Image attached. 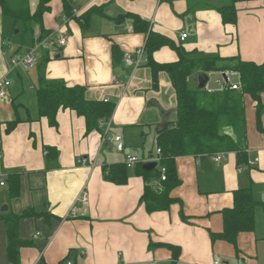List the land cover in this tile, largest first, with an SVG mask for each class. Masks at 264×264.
Listing matches in <instances>:
<instances>
[{
	"label": "crops",
	"instance_id": "0c3cea01",
	"mask_svg": "<svg viewBox=\"0 0 264 264\" xmlns=\"http://www.w3.org/2000/svg\"><path fill=\"white\" fill-rule=\"evenodd\" d=\"M27 1L33 15L41 0ZM67 1L72 17L64 0H45L49 10L40 23L15 21L0 9V89L5 94L0 99V264H11L4 217L28 210L38 216L19 224L20 238L32 243L20 250V264H214L216 260L264 264V135L256 125V103L249 96L245 145L252 166L240 164L235 152L179 157L180 185L171 197L180 203L154 213L147 212L142 197L147 185L163 191L160 176L147 184L141 167H135L123 171L127 177L123 185L108 179L113 166L125 164L129 155L140 157L143 164L156 162L158 136L177 119L170 74L159 70L155 76L146 56L138 67L129 66L125 55L136 58V51L146 47L153 33L168 40L153 54L159 64L178 62L177 47L189 59L220 58L222 68L233 64L230 59L261 65L264 0L236 3L235 24L224 23L219 11L231 0ZM92 7L103 9L105 16H94L90 28L83 30L73 17ZM125 14L147 22L148 32H135L129 18L122 23L114 20ZM183 33L188 34L185 40ZM61 37L68 39L67 46L59 44ZM114 47L122 58L114 56ZM33 50V68L11 65ZM44 59L48 79L82 86L89 100L115 105L111 119L87 132L85 119L71 110L59 112L55 127L40 117L37 86ZM198 73L191 76L193 88L198 87ZM217 73L222 72L207 74ZM13 121L18 123L8 131ZM223 132L234 136L229 128ZM104 134L122 137L124 150L112 141L103 144ZM219 154L224 159L214 161ZM155 170L161 173L160 163ZM13 174L20 179L17 199L11 197L9 186ZM248 187L258 202L253 230L240 233L234 244L214 241L213 234L224 230L223 211L234 206V192ZM84 192L87 203L80 201ZM73 206L75 217L69 214ZM4 207L7 211H2Z\"/></svg>",
	"mask_w": 264,
	"mask_h": 264
},
{
	"label": "trees",
	"instance_id": "16d2710c",
	"mask_svg": "<svg viewBox=\"0 0 264 264\" xmlns=\"http://www.w3.org/2000/svg\"><path fill=\"white\" fill-rule=\"evenodd\" d=\"M48 1L46 0V2ZM240 1L243 0H231L229 5L219 9L224 23H236L237 11L235 5ZM67 2V0H64L65 9L67 15L72 17L73 13L68 4L69 2ZM0 9L4 16L11 17L15 21L31 22L36 20L39 23L44 13L49 10L48 6H45V0L40 1L39 8L33 15L27 0H0ZM96 15L105 16L103 9L92 7L82 15L73 17V19L79 22L82 29L85 30L90 28L92 18ZM127 18L133 21L135 32H148V23L136 15L125 14L114 20L122 23ZM47 35L48 32L44 36ZM167 42L166 38L151 33L145 47L147 63L151 67L152 73L157 76L159 70L168 72L177 96V119L173 123H168V126L160 132L157 142L162 152L159 163L161 168L166 169V180L162 183L163 191L153 190L147 185L142 197V202L145 204L148 213L166 211L172 205L180 203L179 200L171 197L172 191L180 185L176 169V159L179 157L212 156L221 152H235L240 164L252 166L247 162L245 145L248 133L246 96H250L256 103V125L260 133L264 135V63L258 65L240 59H230L233 64L227 68H222L220 67L222 63L220 58L189 59L177 47L175 49L179 51L180 55L178 62L172 64L154 62L153 54ZM113 49L116 58L123 57L118 47ZM46 62L47 59H44L40 66L37 86L40 117H46L50 125L55 127L58 124L57 116L59 112L71 110L85 119L87 132L97 129L100 121L111 119L115 105L110 102L89 100L86 96V88L82 86L69 87L63 81L48 79ZM226 70L239 72L242 82L241 91L225 88L221 91L209 92L206 89L200 90L198 87L193 88L191 86L190 79L196 71L208 73L224 72ZM17 123L18 121L9 122L8 131H12ZM226 128L231 129L234 136L224 133L223 130ZM142 166L143 163L136 167H141L140 174H142L147 184L151 178L162 176L156 170L147 172ZM113 168L108 174V179L118 185L125 184L127 177L123 171L129 168L125 164H117ZM9 186L11 197L17 199L20 196L19 174H13L9 177ZM257 205L258 202L254 198V192L251 188L236 190L234 192L233 208L223 211L224 230L220 234H213L214 241L224 240L234 244L240 233L252 231L255 225ZM35 216L38 215L33 210H28L21 215L4 217L8 235V257L11 264H20V250L32 245L31 242L20 238V222Z\"/></svg>",
	"mask_w": 264,
	"mask_h": 264
},
{
	"label": "built area",
	"instance_id": "2783aa9c",
	"mask_svg": "<svg viewBox=\"0 0 264 264\" xmlns=\"http://www.w3.org/2000/svg\"><path fill=\"white\" fill-rule=\"evenodd\" d=\"M74 13H78V10L75 8ZM68 18H64V20H66ZM188 37V34L183 33L181 38L182 40H185ZM69 43L68 39L65 37H61V39L59 40V44L61 46H67ZM136 58L132 57V54L127 53L125 55V63L129 66H134V67H138L145 59V48L139 49L136 51L135 53ZM20 64L23 68L25 69H29V68H33L36 64V52L33 50L32 52H30L29 54H27L24 58L22 59H13L11 61V65H18ZM209 76L211 77L212 74H209ZM221 76L223 77L222 81L223 83L220 85L219 90H224L225 88H229L230 90H234V91H238L241 90V85H240V81H241V76L239 74V72L236 71H226V72H222ZM232 77L238 79L237 81H233ZM206 89L209 92H212L213 90L209 89V85H207ZM5 97L4 92L0 89V99H3ZM109 100H106V102H108ZM108 141H112L117 145V149L119 151H123L124 150V143L122 140V137L119 136H115V137H109L107 138V134H104V137L102 136V143L105 144ZM1 143V142H0ZM161 149L158 148L156 151V155L158 157V159L156 160L157 163L160 162L161 160ZM222 159H224V156L219 154L217 156H214L213 160L218 162L221 161ZM80 164L85 165L87 162L85 160H80L79 161ZM143 163L142 160L140 159V157L136 156V155H129L126 157L125 160V165L129 168V169H133L136 166H138L139 164ZM250 165H253L252 162H249ZM161 180L165 181L166 180V169L164 167L161 168ZM5 182L1 183V186H4ZM88 193L84 192L80 198V201H82L83 203H87L88 202ZM84 213V212H83ZM69 214L72 217H75L77 215V208L76 206H73L69 212ZM66 264H73L72 262H67ZM214 264H222L220 261L216 260L214 262Z\"/></svg>",
	"mask_w": 264,
	"mask_h": 264
},
{
	"label": "water",
	"instance_id": "95a60500",
	"mask_svg": "<svg viewBox=\"0 0 264 264\" xmlns=\"http://www.w3.org/2000/svg\"><path fill=\"white\" fill-rule=\"evenodd\" d=\"M197 81H198V88L200 90H204V89H206V87H207V85H208V83L210 81V76L207 73L200 72L198 74V76H197ZM156 168H157V163L156 162L149 161V162L143 164V169L148 171V172L153 171ZM2 211H7V208L4 207L2 209Z\"/></svg>",
	"mask_w": 264,
	"mask_h": 264
},
{
	"label": "rangeland",
	"instance_id": "374dc122",
	"mask_svg": "<svg viewBox=\"0 0 264 264\" xmlns=\"http://www.w3.org/2000/svg\"><path fill=\"white\" fill-rule=\"evenodd\" d=\"M233 81H237L238 79L232 77ZM218 81H220V83L222 84L223 81H222V76L221 74L217 73V74H213L211 77H210V82H209V86L211 87L210 89L213 90V91H216L215 89L219 90V86L221 84L218 83ZM240 85H241V88H242V82L240 81ZM214 88V89H212ZM238 91H241V90H238ZM250 97V96H249ZM248 98V97H246ZM251 98V97H250ZM250 100V99H249Z\"/></svg>",
	"mask_w": 264,
	"mask_h": 264
}]
</instances>
